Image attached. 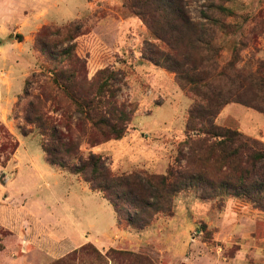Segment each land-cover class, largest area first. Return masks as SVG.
<instances>
[{"label": "rangeland", "instance_id": "374dc122", "mask_svg": "<svg viewBox=\"0 0 264 264\" xmlns=\"http://www.w3.org/2000/svg\"><path fill=\"white\" fill-rule=\"evenodd\" d=\"M49 2L51 4L45 5L41 10L42 15L48 16V20L29 39L35 62L25 79L32 73L39 76L32 80L27 96L24 95V79L23 88L10 111L9 119L12 120L17 135L24 137L18 127L25 130L30 128L26 123L27 116H32L28 105L37 92L42 73L48 75L49 71L53 72L61 67L73 68L80 72L75 76V86L73 82L75 90H86L92 86L94 89L91 92L94 93L100 83L99 71L106 68L119 71V81L112 85L117 89V105L124 106L126 111L131 110L126 133L118 140H109L90 150L83 145L81 153L84 157L89 151L102 155L107 166L117 175L139 170L164 174L178 154V144L187 137L185 124L194 98L180 89L172 73L150 61L149 54L155 46L165 51L169 46L142 20L140 6L143 0ZM181 3L188 20L196 26L193 32L197 31L203 42L209 40V46L202 47V43H198L202 50L195 54L194 48L188 44L191 37L189 30L185 40L175 41L176 48L189 54L194 53L192 58L201 66H210L201 75L206 85L200 89V95L214 94L230 102L217 116L215 124L230 129L240 127L249 137L252 136L250 138L258 141L256 148L263 152L264 138L258 133L264 127V112L257 113L242 103L251 106L258 104L264 111V79L260 81L255 74L258 66L264 68V0H181ZM43 28L49 29L50 35L45 40L57 53L72 48V52L78 55L84 66L81 68L72 58H51L42 52L40 45L36 43V37ZM66 29L75 37H66ZM16 39L24 41L22 36H17ZM204 57L209 58L207 62ZM23 67L24 65H19L16 73L19 74ZM65 104L67 99L62 98L55 110L50 107L52 116L58 117L59 110ZM48 105L49 103L46 106ZM73 109L70 107L69 111L73 112ZM3 128L9 132L4 125ZM9 134L12 135L10 132ZM21 140L23 146L42 157L39 136L29 135ZM0 148V165L5 167L14 154L9 156L10 159L5 164L1 163L11 152L1 130ZM53 168L71 174L57 167ZM2 173L0 172V182L5 184L13 172L7 170ZM72 175L78 182L83 181L79 175ZM69 180L68 175L59 179L47 176L44 183L50 188L41 187V190L39 186L33 187L34 181L31 179L21 182L31 184L27 187L29 193L47 195L55 182L66 187ZM96 194L110 205L99 192ZM231 202L232 205H229ZM228 206L235 216H240L242 210L252 216H261L262 226L259 231L263 232L264 212L248 200L231 196L222 200H201L194 191H185L176 195L172 216L160 215L157 223H152L153 229L147 236L152 245L100 249L87 243L82 250L80 248L83 246L74 250L79 251L78 254L72 251L47 264H162L158 253L163 252L166 259L172 260H176L182 253L183 229L188 230L185 251L188 258L205 254L214 256L222 264H264V236H257L258 231H254L250 241L239 230L232 229L235 224L228 225L232 221L222 225L221 217L229 209ZM118 225L127 233L135 232L124 223ZM193 244L197 246L195 251L191 249ZM177 264L188 263L182 261Z\"/></svg>", "mask_w": 264, "mask_h": 264}, {"label": "trees", "instance_id": "16d2710c", "mask_svg": "<svg viewBox=\"0 0 264 264\" xmlns=\"http://www.w3.org/2000/svg\"><path fill=\"white\" fill-rule=\"evenodd\" d=\"M140 10L146 25L169 46L167 51L155 46L148 56L150 61L172 73L180 89L194 98L185 124L187 137L178 144V154L166 172L151 174L139 170L117 175L102 155L89 151L84 157L81 153L83 145L90 150L109 140H118L126 133L131 110L117 105V89L112 85L118 83L119 71L107 68L99 71L100 83L94 93L92 86L75 90L73 82L80 72L73 68L61 67L49 71L48 75L42 73L37 92L28 105L32 110V116L26 118L30 128L18 127L20 134L39 136L44 158L50 166L79 175L112 206L117 223H124L135 231L147 228L160 215L172 216L176 195L185 191H194L201 200L241 197L264 212V151L256 148V139L215 124L217 116L230 102L214 94L200 95V89L206 85L201 75L210 66H201L192 58L194 53L178 50L175 45L177 39L181 42L188 37L189 30L188 44L195 54L202 50L198 43L209 46V40L203 42L202 36L193 32L196 26L188 20L181 0H143ZM49 35L47 28L37 34L36 43L42 52L51 58H72L81 68L84 66L72 48L57 53L45 40ZM65 36L75 37L69 29ZM208 59L204 57V61ZM255 74L260 81L264 79L263 66H258ZM38 76L32 73L25 79V96L32 80ZM62 98L67 99V104L59 110L58 117H53L50 107L55 110ZM242 104L264 112L258 104ZM70 107L74 108L73 112L69 111ZM0 130L11 151L1 162L5 164L18 148V141L1 123Z\"/></svg>", "mask_w": 264, "mask_h": 264}, {"label": "crops", "instance_id": "0c3cea01", "mask_svg": "<svg viewBox=\"0 0 264 264\" xmlns=\"http://www.w3.org/2000/svg\"><path fill=\"white\" fill-rule=\"evenodd\" d=\"M48 4H51L49 0H0V123L18 141L13 157L5 167L0 165L1 173L7 170L13 172L5 184L0 182V264H47L87 243L100 249L150 246L152 241L147 236L153 229L152 223L157 220L141 231L127 233L121 230L112 207L96 192H92L85 182H78L72 174L59 172L50 166L43 152L42 157L33 154L23 146L21 138L24 137L17 135L9 119L10 111L23 88L28 70L35 62L29 39L48 20L46 14H41L42 8ZM17 36H22L24 41H18ZM19 65L24 67L17 74ZM236 130L247 135L240 127ZM258 134L264 138V127ZM62 175L70 178L67 186L55 182L47 195L29 193L27 187L31 184L21 182L31 179L33 187L49 189L44 179L47 176L64 178ZM228 208L221 217L222 225L232 221L228 225L235 224L232 229L239 230L250 241L254 231H258L257 236H264V228L263 232L259 231L261 216H252L245 210L240 216H235ZM187 236L188 230L183 229L181 243L184 248L176 260L166 259L163 252L158 253L162 264L182 261L188 264H222L214 256L205 254L186 257ZM191 249L195 251L196 244Z\"/></svg>", "mask_w": 264, "mask_h": 264}]
</instances>
